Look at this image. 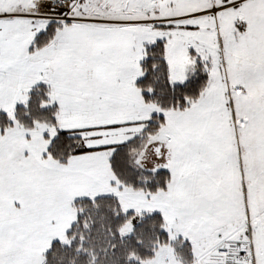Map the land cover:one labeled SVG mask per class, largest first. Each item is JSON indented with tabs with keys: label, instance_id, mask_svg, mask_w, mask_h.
Masks as SVG:
<instances>
[{
	"label": "snow or ice",
	"instance_id": "snow-or-ice-1",
	"mask_svg": "<svg viewBox=\"0 0 264 264\" xmlns=\"http://www.w3.org/2000/svg\"><path fill=\"white\" fill-rule=\"evenodd\" d=\"M0 264H264V0H0Z\"/></svg>",
	"mask_w": 264,
	"mask_h": 264
}]
</instances>
